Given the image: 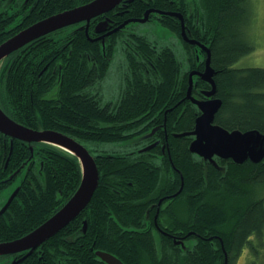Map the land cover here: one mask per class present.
Listing matches in <instances>:
<instances>
[{"label": "trees", "instance_id": "1", "mask_svg": "<svg viewBox=\"0 0 264 264\" xmlns=\"http://www.w3.org/2000/svg\"><path fill=\"white\" fill-rule=\"evenodd\" d=\"M90 1L27 0L24 10L28 11L19 25L13 24V18L4 12L0 14V44L19 29ZM184 1L183 5H188ZM193 1L195 10L190 11V17L187 7L186 11L176 9V13L184 16L185 35L209 48L217 85L214 88L220 100L219 113L213 121L227 129L264 132V67H231L252 49L242 33L249 20L248 0ZM128 3L120 9L122 14H112L116 20L113 26L143 18L148 8L169 9L164 6L165 0ZM168 16L153 15L159 26L174 27L170 18L178 16ZM12 25L15 28L10 29ZM171 29L180 39L178 23ZM80 34L88 43L84 32ZM50 35L10 54L13 63L2 80L7 101L4 106L31 128L59 131L85 145L93 155L99 181L80 214L18 264H105L98 260L95 250L112 253L124 264H224L225 256L226 264H237V257L251 246V239L264 235V196L250 206L246 198L256 186L264 191V162L238 164L219 158L217 165L204 164L190 153L191 136L182 133L193 129L198 113L195 108L181 113V105L189 84L187 71H201L203 62L189 65L182 52L177 55L170 46L160 45L153 50L152 41L145 35L132 37L130 54L127 58L125 55L131 71L121 72L113 87L115 93L108 97L102 91L108 65L101 68L96 82L94 73H88L90 65L86 66V59L77 56V51L72 66L56 55L65 39H48ZM110 38L127 50V33L118 31ZM181 43L193 60L191 51L197 46ZM200 51L205 54L203 48ZM50 59L55 63L48 64L43 73ZM58 72L59 79L47 85L49 77ZM196 81L205 88L203 81ZM55 87V94L45 98ZM167 107L173 108L165 119L169 153L158 147L134 155L120 151L118 147L124 139L131 142L155 122L162 123ZM159 136L163 138L162 130ZM14 140L7 165L6 158L0 162V202L9 189H19L0 215V242L17 239L43 223L73 195L81 178L74 155L38 142L32 143L31 151L28 142ZM110 146L117 149L111 150ZM161 197L157 223L163 234L155 230L152 222L154 207ZM83 220L87 222L85 231ZM178 240L195 243L191 249L183 250ZM14 257L0 255V264H8Z\"/></svg>", "mask_w": 264, "mask_h": 264}, {"label": "flooded vegetation", "instance_id": "2", "mask_svg": "<svg viewBox=\"0 0 264 264\" xmlns=\"http://www.w3.org/2000/svg\"><path fill=\"white\" fill-rule=\"evenodd\" d=\"M3 1H4V3H3ZM3 1L0 4V14H3V12H4V15L6 17L13 18V20H14L13 24L19 25L22 22L21 19L24 17L26 11H28V10H26V11L24 10V6L27 3V0H3ZM132 1L133 0H123L121 3H119L117 6L110 9L109 11L91 18L87 27H86V21H81V22L62 27V28H59L57 30H54L52 32L45 34V35L51 34L48 37V39H51V37L57 39L58 37L62 36L65 40L61 42L62 43L61 51H60V53L57 52L56 55H60V58L64 59L66 61V63L70 62L71 66H72V61L77 56H79L82 59L85 58L86 59V66L88 64L90 65V69H89L88 73H90V72L94 73L96 82H98L100 80L99 72H100L101 68L108 65L107 72H105L106 75L104 74L105 78L102 81L103 94L108 96V97L111 96L112 94H114L115 90L112 89V91L108 94V92L106 90V83H108V81L110 79H112V80H114V82L111 81L109 83L112 85V87H116V82L118 81V78H119L121 72H124L126 69H127V72L130 70L129 69L130 68V61L127 60V63L125 62V55L127 58L128 53L130 54V47H129L130 39L132 37H139L142 35H145L146 37L149 38V36L146 33L139 31L137 26L133 25V22H136L138 25L142 24V23H149L151 21H156L154 19L153 15H166L165 12H176V9H178V8H182L183 11H186V7H187V17H190V11H192V9L195 10V5H194L193 0H191V1L187 0L188 5L187 4L183 5L186 3L184 0H165L164 6L169 7V9L167 11H166V9H161V8L160 9L148 8V9H146V11L150 10V12L148 14L149 17H147V19L144 22H139L137 19H127L121 24L122 26H120V25L119 26H113L112 23H115L116 20L111 18L112 14H114V12L117 13L118 15L122 14V12H120V9H123L124 7L128 6L129 5L128 2H132ZM2 3H3V5H2ZM3 7H5V11H3ZM115 8H118V9L116 11H113ZM196 12L198 14L197 10H196ZM4 15H3V17H4ZM168 17H171V16H168ZM170 19L175 24L174 27L173 26L172 27L161 26V27H163L164 29L169 31L172 35H174L179 40V43L177 40H174L175 44L173 47L172 45H170L168 43H166V44L160 43L157 41H153V40H151V38H149L152 41V45H151L152 49L156 50L157 48H159L160 45L170 46L177 55H180V52H182L184 59L186 58L188 60L189 65L190 64H197V63L200 64L203 62V66H204V64H205V54L204 53L196 52V48H193L191 51V54L194 56V59L190 60L189 54L186 53L185 49L181 48V44H182L181 40L188 43L187 40L184 38V35L182 34L181 27H180V31H179L180 35H181L180 36L181 40L176 36V33L171 29V28H175L177 23L179 26H180V24H184V32H186L187 29L185 27L184 16L182 15V20H180V19L177 20L175 17H172ZM100 22L106 23L107 26L105 27V30H103L101 32H96V26ZM91 23L93 24L92 27H91ZM27 27H25V28H27ZM13 28H15V25H12L10 29H13ZM25 28H22L19 30L21 31ZM18 31H17V33H18ZM81 31L84 32L85 38L88 40V43H84L82 41L81 34H80ZM118 31H123V33H127V50L122 48L119 43L115 44V41H113V38H110L112 34L118 32ZM17 33H15V34H17ZM15 34H13L12 36H14ZM11 37H9V38H11ZM71 37H72V40H71L72 43L70 42ZM38 38H36V39H38ZM36 39H34V40H36ZM74 39H76V40L74 41ZM34 40H32V41H34ZM52 42L54 43L55 41H52ZM29 44L31 45V43L29 42L26 45L22 46L21 48L15 50V51L19 52L21 49H26L28 46H30ZM84 46L85 47L87 46L88 50L87 49L83 50ZM76 51L78 53L77 56H76ZM11 53L8 54L9 56L7 55L8 57L6 56L7 58L5 60L2 59L3 61L2 60L0 61V110L12 121L19 123L23 126H26L28 128H31V127L19 122V120L14 115V113L10 110V108H7L6 106H4V104H7V101L5 100L4 95H3L2 80H3V75L7 76L8 72L12 66V63H13V59L11 58V55H12ZM196 53H198L199 56L203 54V56H201V58H200L199 56L196 55ZM155 55H158V53ZM54 63H55V61L53 59H50L46 63V65L43 67L42 72L43 71L46 72L48 64H54ZM77 64H78V62H77ZM126 66H127V68H126ZM194 70H196V69L193 68V69H189V71H187L188 72L187 73V80H188L189 84L187 83L188 88L186 90L185 95L183 96V102L181 105V113L185 112L186 110H192L193 108H195V111L198 113L197 115H195L194 120H196L197 116H199V114L201 112L198 109L195 100H199V99L206 100V99H209L211 97L217 98L218 96L216 95V90L212 96H207L204 93L205 90L207 91V90L212 88V84L210 82H207L206 80H204L200 74H196L195 72H193ZM78 71H80V65L78 67ZM42 72H40V74ZM51 72L54 75L56 73V69L53 68ZM53 75H52V77H49V80L47 82V85H49V86L52 84V82H56L60 77L59 72L55 76H53ZM196 78H199L201 81H203L205 83L204 84L205 88L199 86L200 84L196 81ZM212 79L214 81L215 88L217 89V85H216L215 80H214V74L212 76ZM56 91H57L56 87L53 88L51 91H49V94H47V95L45 94L46 95L45 98L52 97ZM44 92H47V90H45ZM79 92L81 93L82 91H79ZM79 92H76V94H78ZM117 94H118V92H116L115 96H117ZM112 100H114V99H112ZM186 105H189V106L186 107ZM172 109L173 108H171V107L166 108V110L164 111V119H163L162 123L155 122L154 125L150 127V130H148L147 132H145L142 135H139V136H136L135 138H132L131 142H127V138L124 139L121 146L118 147L120 149V151H122V152L124 151L126 154L134 155L135 153L149 152L152 149L158 147L162 151L167 150V152L169 153V151H168L169 150V141L167 140L168 133L166 132L165 119H166L167 112H170ZM217 113H219V108H217L216 111L214 112V120H215ZM233 128H236V127H233ZM233 128H231V129H233ZM31 129H34V128H31ZM193 129H194V126H193ZM160 130L163 131V138L159 136ZM173 136L175 137V134H173ZM190 136H191V139L194 138V135H189L188 137L190 138ZM14 139L15 138H12L11 136L0 132V162L4 158H6V165H7V162L9 160V155L11 154L12 144L15 141ZM134 141L137 142L138 144L135 145ZM8 145H9V151H7ZM27 145L29 146V148L32 151V143H28ZM150 145H153V147H151L150 149L144 150L146 147H148ZM110 147H111V150L117 149L114 146H110ZM221 159H223V158H221ZM217 161H218V157H217ZM30 164H32V163H30ZM15 188L13 187L9 191V194L5 198L3 197L2 203L0 202V208L4 205L5 201L7 200V198L10 196V194L13 192V190ZM162 200H163V197L159 198L158 201L156 202V206L154 207V213H153V218H152V222L154 223L153 226H154L155 230L161 234H163V233L161 232L160 228L158 227L157 217L159 214L160 204H161ZM0 215H2V214H0ZM184 241H186V240H184ZM178 242H179V240H178ZM177 245L180 246L179 243H177ZM35 250H33V252ZM95 251H97V250H95ZM95 251H94V254H95ZM19 254L20 253H16L14 255L16 258H19L21 256ZM96 257L98 258L99 261H103L97 255H96Z\"/></svg>", "mask_w": 264, "mask_h": 264}, {"label": "water", "instance_id": "3", "mask_svg": "<svg viewBox=\"0 0 264 264\" xmlns=\"http://www.w3.org/2000/svg\"><path fill=\"white\" fill-rule=\"evenodd\" d=\"M121 1L122 0H92L86 4L74 7L72 9L51 15L47 18L37 21L0 44V60L9 53L21 48L32 40L59 28L81 21H86L87 27L91 18L109 11L110 9L117 6ZM147 13L148 11L144 13V18L138 20L145 21L147 19ZM106 26V23H98L96 26V32L105 30ZM190 42L197 43L193 40ZM202 47L207 52L206 67L203 75L210 76L214 73L213 69L209 65L210 51L209 48H205L204 45H202ZM215 101L216 102H211V106L209 104L200 105L203 111L202 114L196 118L194 130L191 132L192 134H196V139L190 143V151H194L193 149H197L199 143L204 140L202 135L198 133L197 129L202 124L201 117H203L204 115H208L209 122L213 120V114L220 106V100ZM217 128L219 130H224L221 127ZM238 131L242 133V136L245 134H249V136L254 137V140H256V142H260L259 149L255 150L253 147L245 144V146L241 147L242 150L222 149L223 151L219 155L223 157H231L235 162L238 163H241L245 160H251L252 162L257 163L264 159V151L262 150V145L264 143V133L256 129H251L244 132L240 130ZM0 132L9 135L12 138L27 142H47L60 146L61 148H65L78 157L81 165V178L79 186L77 187L73 195L65 202V204L60 209H58L44 223L39 225L28 234L12 241L0 243V255L27 251L22 257L10 263L18 264L25 257L29 256L33 252V250L41 243L52 237L64 226L75 219L76 216L86 207L98 185L99 174L96 164L87 149L79 142L75 141L73 138H70L69 136L64 135L58 131L35 130L28 128L12 121L0 110ZM210 144V141H208L207 146L206 144H204V147L207 149V147H210ZM151 147H153V145L146 147L144 150L150 149ZM213 149H218L217 143L213 145ZM207 152L208 154H210V151H208V149ZM17 191L18 188H16L8 197L5 204L0 209V214L5 211L13 197L16 195ZM86 226V221H84L82 228L83 231L86 230ZM95 254L107 264H123L120 259L108 252L97 250L95 251ZM224 264H226V256Z\"/></svg>", "mask_w": 264, "mask_h": 264}, {"label": "rangeland", "instance_id": "4", "mask_svg": "<svg viewBox=\"0 0 264 264\" xmlns=\"http://www.w3.org/2000/svg\"><path fill=\"white\" fill-rule=\"evenodd\" d=\"M248 6L249 20L244 31L242 30V33L245 32V38L251 42L252 49L237 58L231 64V67L233 68L264 67V0H248ZM133 25L137 26L139 31L146 33L153 41L164 44L168 43L173 47L175 44L174 40H177L179 43V40L174 35L159 26L156 21L139 25L136 22H133ZM196 50L197 52H201L200 50H202V47L197 46ZM111 81L114 82V80L110 79L108 83H106L108 94L113 89L112 85L109 83ZM201 122L202 124L198 127L197 131L202 135L204 140L199 143L197 149H193L197 158L216 162L218 155L223 151L222 149L242 150L241 147L245 146V144H248L255 150L260 147V142H256L254 137L249 136V134L242 136V133L237 129H225L221 127L224 130H219L217 127L220 126L212 121L209 122L207 114L201 117ZM208 141H210L211 144L207 149L210 151L211 155L208 154L207 149L204 147V144L207 146ZM215 143L218 144L217 150L213 149ZM262 150L264 151V143L262 145ZM261 190V186H256L255 191L252 190L247 194L246 198L248 206H250L255 200L263 199L264 191ZM250 193L252 194L250 195ZM194 243V240L179 242L183 250L191 249ZM252 248L256 250V254ZM236 263L264 264V235L260 239L253 237L251 239V246H247L243 249L241 254L237 257Z\"/></svg>", "mask_w": 264, "mask_h": 264}, {"label": "bare ground", "instance_id": "5", "mask_svg": "<svg viewBox=\"0 0 264 264\" xmlns=\"http://www.w3.org/2000/svg\"><path fill=\"white\" fill-rule=\"evenodd\" d=\"M31 25H32V24H31ZM6 56H7V55H6ZM6 56H5V57H6ZM5 57H3L2 59H4ZM2 59H1V60H2ZM1 60H0V61H1Z\"/></svg>", "mask_w": 264, "mask_h": 264}]
</instances>
